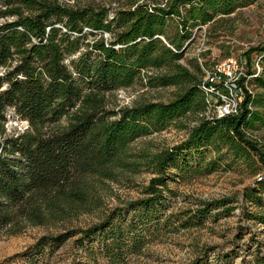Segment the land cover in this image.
<instances>
[{
  "label": "trees",
  "instance_id": "trees-1",
  "mask_svg": "<svg viewBox=\"0 0 264 264\" xmlns=\"http://www.w3.org/2000/svg\"><path fill=\"white\" fill-rule=\"evenodd\" d=\"M253 1H150L110 14L99 4L2 0L0 124L13 109L28 128L0 138V233L47 223L59 211H88L97 182L145 170L153 176L143 196L77 230V244L86 246L95 239L106 264H129L163 231L232 213L228 198L199 200L189 218L185 211H166L171 182L212 173L225 157L259 174L243 191V214L264 226V140L248 132L264 128V97L245 89L252 84L264 88V44L244 53L246 76L235 82L243 99L235 114H215L221 102L215 88L228 92L222 84L202 80L196 59L194 71L180 63L194 27ZM256 57H261L259 74L252 67ZM143 78L151 87L173 86V97L117 110L107 107L108 93ZM210 84L214 91H209ZM187 121L194 122L181 142L155 154L134 152L137 139L170 124L186 127ZM69 237L42 236L33 249L59 246ZM95 248L91 242L84 264L96 263ZM253 264H264L260 249Z\"/></svg>",
  "mask_w": 264,
  "mask_h": 264
},
{
  "label": "rangeland",
  "instance_id": "rangeland-1",
  "mask_svg": "<svg viewBox=\"0 0 264 264\" xmlns=\"http://www.w3.org/2000/svg\"><path fill=\"white\" fill-rule=\"evenodd\" d=\"M72 5H103L112 11L127 8L136 3L155 1L161 4L168 0H62ZM2 0H0V8ZM3 18H0V22ZM175 21L171 22L168 34L175 32ZM264 44V0L238 7L233 13L216 16L211 22L199 24L192 30V37L182 50L180 63L194 71V60L208 69L226 58L244 60L249 48ZM254 53V52H253ZM250 54V56L253 55ZM77 56H72L75 58ZM254 56V55H253ZM151 73V72H149ZM209 73V72H207ZM203 71V78L207 74ZM255 94L264 97V88L251 85ZM173 86L151 87L143 78L131 86L113 90L107 94V107L117 110L131 106L142 100L167 101L175 92ZM194 121H187L186 127L170 124L160 132L141 137L132 143L134 152H156L181 142L187 136L188 128ZM28 128L26 120L15 114L13 109L6 112V121L0 124V138L22 132ZM249 133L264 140V128L249 130ZM223 166L212 173L194 175L182 181L170 183L172 193L166 211L178 214L185 211L186 217L199 204V200L228 198V205L234 208L229 216L217 218L209 216L201 225L180 228L176 231H163L151 240L142 252L132 256L129 264H253L254 254L260 249L264 252V226L244 216L243 191L251 186L259 174L253 175L240 161L225 157ZM153 176L148 171H125L116 179L97 182L96 192L90 199L86 210L68 209L59 211L47 223L26 224L24 228L12 233H0V264H84L86 250L93 243L96 246V263L106 264L97 249L95 239L86 246H80L76 240L78 229H84L95 223L102 214L114 207H120L130 200L143 196V188ZM249 208H251L249 206ZM215 211V210H214ZM48 212L51 213L49 209ZM73 233H70V232ZM70 234L61 245H46L34 250L33 246L42 236ZM205 257V258H204Z\"/></svg>",
  "mask_w": 264,
  "mask_h": 264
},
{
  "label": "built area",
  "instance_id": "built-area-1",
  "mask_svg": "<svg viewBox=\"0 0 264 264\" xmlns=\"http://www.w3.org/2000/svg\"><path fill=\"white\" fill-rule=\"evenodd\" d=\"M261 57H256L253 61V69L255 70V74H259L261 72L262 66L260 63ZM245 59H236V58H226L221 61H218L214 64L213 68L204 69L207 73V77L203 78V81H210L214 84H222L223 88H226L227 94L217 90L213 84H210L209 91H214L215 95H218L221 99L220 103H217L215 106V114L218 117L235 114L237 112L238 104L243 99L242 91L236 87L235 82L240 77H245ZM245 89L249 92H252L251 85H245Z\"/></svg>",
  "mask_w": 264,
  "mask_h": 264
}]
</instances>
